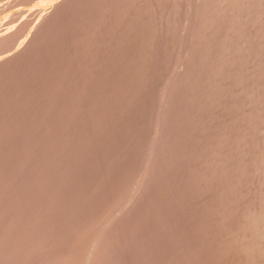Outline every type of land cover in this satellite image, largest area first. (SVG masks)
<instances>
[{
    "label": "rangeland",
    "instance_id": "obj_1",
    "mask_svg": "<svg viewBox=\"0 0 264 264\" xmlns=\"http://www.w3.org/2000/svg\"><path fill=\"white\" fill-rule=\"evenodd\" d=\"M66 1L0 0V264H264V0Z\"/></svg>",
    "mask_w": 264,
    "mask_h": 264
},
{
    "label": "bare ground",
    "instance_id": "obj_2",
    "mask_svg": "<svg viewBox=\"0 0 264 264\" xmlns=\"http://www.w3.org/2000/svg\"><path fill=\"white\" fill-rule=\"evenodd\" d=\"M2 1H3V0H2ZM18 1H19V0H17V2H18ZM52 1H53V0H52ZM58 1H59V0H58ZM62 1H64V3H68V2H69V1H68V2L66 1V2H65V0H62ZM71 1H72V0H71ZM75 1H77V0H75ZM84 1H85V0H84ZM184 1H185V0H184ZM184 1L181 2V0H180V2H181V6H182V5L184 6V4L186 3V2H184ZM188 1H189V2H188ZM188 1H187V2L190 4V0H188ZM10 2H11V1H10ZM13 2H14V0H13ZM20 2H22V0H20ZM20 2H19V3H20ZM23 2L25 3V1H23ZM23 2H22V4H23ZM33 2H34V1H33ZM50 2H51V1H50ZM56 2H57V1H56ZM56 2H55V3H56ZM77 2H78V1H77ZM77 2H76V3H75V2H71V3L69 2V3H70V4L74 3L75 5L80 3V2H79V3H77ZM92 2H93V1H92ZM121 2H122V1H121ZM129 2H130V1H129ZM164 2H165V1H164ZM180 2H179V3H180ZM26 3H27V2H26ZM39 3H40V2H39ZM52 3H53V2H51V4H52ZM59 3H60V2H59ZM82 3H84V2H82ZM82 3L79 4V6L82 5ZM97 3H98V2H97ZM161 3H162V2H161ZM167 3H168V2H167ZM183 3H184V4H183ZM188 3H187V4H188ZM191 3L193 4V1H191ZM10 4H11V3H9V6H10ZM27 4H29V3H27ZM27 4H26V5H27ZM56 4H57V3H56ZM56 4H55V5H56ZM70 4H68V5H70ZM85 4H86V3H85ZM189 4H188V5H189ZM192 4L189 5V8H188V9H187L188 6L185 5V6H186V9L189 10L190 8H192V7H190V6H193ZM5 5H6V4H4V6H5ZM29 5H30V4H29ZM61 5H63V2H62ZM68 5H67V7H68ZM72 5H73V4H72ZM111 5H112V4H111ZM126 5H127V4H126ZM126 5H125V6H126ZM165 5H166V4H165ZM178 5H179V4H178ZM195 5H196V4H195ZM0 6H1V5H0ZM4 6H2V7H4ZM14 6H15V5H14ZM17 6H18V5H17ZM23 6H24V5H23ZM70 6H71V5H70ZM70 6H69V7H70ZM116 6H117V5H116ZM151 6H152V5H151ZM163 6H164V5H163ZM183 6H182V9H184V10H182V11L185 12L186 9H185V7L183 8ZM197 6H198V5H197ZM18 7H19V6H18ZM18 7H16V9H17ZM27 7H28V6H27ZM27 7L24 9V11L27 9ZM47 7H48V6H47ZM53 7H55V6H53ZM53 7H52V8H53ZM57 7H58V4H57V6L55 7L56 11H58V12H57V13H58V14H57V18H58V15H59L60 12H59V10H57ZM96 7H97V6H96ZM101 7H102V6H101ZM113 7H114V6H113ZM119 7H120V6H119ZM154 7H155V6H154ZM164 7H165V6H164ZM166 7H167V6H166ZM6 8H7V7H6ZM8 8H9V7H8ZM13 8L15 9V7H13ZM23 8H24V7H23ZM23 8H21V9H23ZM34 8H35V7H34ZM45 8H46V7H45ZM50 8H51V7H50ZM59 8L61 9L60 6L58 7V9H59ZM62 8H63V7H62ZM74 8H77V6H74ZM91 8H92V7H91ZM97 8H98V7H97ZM114 8H115V7H114ZM117 8H118V6H117ZM142 8H143V7H142ZM156 8H157V7H156ZM170 8H171V7H170ZM178 8H179V7H178ZM40 9H41V8H40ZM55 9H53L54 12H55ZM65 9H66V8H65ZM98 9H99V8H98ZM122 9H123V8H122ZM2 10H3V9H2ZM2 10H1L0 12H2ZM6 10H7V9H5V12H6ZM8 10H9V9H8ZM30 10H31V9H30ZM35 10H38V9H35ZM35 10H34V11H35ZM61 10H62V9H61ZM69 10H70V9H69ZM69 10H67L68 13H69ZM125 10H126V9H125ZM130 10H131V9H130ZM14 11H15V10H14ZM21 11H22V10H20V12H21ZM24 11H22V12H24ZM43 11H44V10H42L41 13H42V16L44 17L45 15H44V12H43ZM63 11H64V14L67 15L66 17H68L67 11H66V13H65L64 8H63ZM96 11H97V10H96ZM146 11H147V10H146ZM165 11H166V10H165ZM5 12H4V13H5ZM16 12H19V11H15V15H16ZM37 12H38V11H37ZM51 12H52V11H51ZM54 12H52V13H53V17L56 15V13H55V15H54ZM70 12H71V11H70ZM178 12H179V11H178ZM186 12H187V11H186ZM4 13H2V14H3L2 16H4ZM25 13H26V12H25ZM52 13H51V14H52ZM62 13H63V12H62ZM127 13H128V12H127ZM7 14H9V12H8ZM51 14H49V16H50V21L53 22V23H55V25H56V26H59V28H60V25H58L57 22H54V19H53V21L51 20V19L53 18V17H51ZM60 14H61V13H60ZM119 14H120V13H119ZM131 14H132V13H131ZM0 15H1V14H0ZM15 15H14V16L12 15L13 18L15 17ZM22 15H23V13H22ZM26 15H27V14H26ZM37 15H38V14H37ZM65 15H64V16L59 15V16H60V17H65ZM103 15H104V14H103ZM129 15H130V14H129ZM132 15H133V14H132ZM132 15H131V16H132ZM152 15H153V14H152ZM164 15H165V14H164ZM190 15H191V14H190ZM6 16H7V15H6ZM10 16H11V15H10ZM17 16H18V15H17ZM23 16H24V15H23ZM23 16H22V17H23ZM29 16H30V13H29ZM29 16H26V17H29ZM35 16H36V14H35ZM42 16H41V17H42ZM46 16H48V15H46ZM70 16H71V15H70ZM168 16H169V15H168ZM172 16H173V15H172ZM188 16H189V15H188ZM18 17H19V16H18ZM22 17H21V19H22ZM31 17H32V16H31ZM37 17H40V15L37 16ZM37 17H36V18H37ZM43 17H42V18H43ZM66 17H65V18H66ZM128 17H129V16H128ZM137 17H138V16H137ZM169 17H170V16H169ZM184 17L186 18L187 16L185 15ZM6 18H7V17H6ZM13 18H12V21H13ZM54 18H56V16H55ZM57 18H56V20H57ZM109 18H110V17H109ZM135 18H136V17H135ZM163 18H165V17H162V20H163ZM171 18H172V17H171ZM175 18H176V17H175ZM179 18H180V17H179ZM179 18H178V19H179ZM2 19H3V18H2ZM9 19H11V18H9ZM15 19H16V18H15ZM19 19H20V17H19ZM21 19H20V20H21ZM25 19H27V18H24L25 23H30V22L33 21V20L30 21L31 19L29 20V18H28V19H27L28 22H26ZM34 19H35V18H34ZM44 19H45V18H44ZM48 19H49V17H48ZM60 19H61V18H60ZM63 19H64V18H63ZM63 19H61L60 21H62ZM160 19H161V18H160ZM160 19H159V21H161ZM3 20H4V19H3ZM37 20H38V19H37ZM37 20H35V22H36ZM41 20H42V19H41ZM56 20H55V21H56ZM93 20H94V19H93ZM155 20H156V19H155ZM168 20H169V19H168ZM181 20H182V19H181ZM183 20H184V19H183ZM10 21H11V20H10ZM24 21L22 20L23 23H24ZM43 21H44V20H43ZM43 21H42V22H43ZM45 21H46V20H45ZM45 21H44V22H45ZM50 21H49V22H50ZM58 21H59V20H58ZM60 21H59V22H60ZM77 21H78V20H77ZM135 21H136V20H135ZM165 21H166V20L164 19V21H163V22H160V23H161L162 25H164L163 23H165ZM185 21H186V20H185ZM185 21H184V22H185ZM187 21H188V18H187ZM187 21H186L185 24L183 23V27L187 24ZM0 22L2 23V21H0ZM3 22H5V21H3ZM7 22H8V21H7ZM18 22H19V21H18ZM18 22H15V24L18 23ZM33 22H34V21H33ZM38 22H39V21H38ZM51 22H50V23H51ZM59 22H58V23H59ZM64 22H65V21H64ZM95 22H96V21H95ZM112 22H113V21H112ZM167 22H168V21H167ZM1 23H0V24H1ZM8 23H10V22H8ZM12 23H13V22H12ZM12 23H11V24H12ZM50 23H48V25L51 26ZM105 23H106V21H105ZM139 23H140V22H139ZM154 23H155V21H154ZM160 23H158V24H160ZM13 24H14V23H13ZM15 24H14V25H15ZM30 24H32V23H30ZM33 24H34V23H33ZM38 24L40 25V24H41V21H40V23H38ZM38 24H36V25H38ZM97 24H98V23H97ZM146 24H147V23H146ZM3 25L5 26L6 24H3ZM9 25H10V24H8V27H9ZM19 25H20V24L18 23V25H16V27L19 26ZM26 25L28 26V24H26ZM36 25H35V26H36ZM48 25H47V23H46V25H44V26H47V29L49 30V28H51V27L49 26V28H48ZM55 25L52 24V27L55 26ZM65 25H66V24H65ZM103 25H104V24H103ZM134 25H136V24H134ZM162 25H161V26H162ZM178 25H179V24H178ZM0 26H1V25H0ZM11 26H12V25H11ZM21 26L23 27V24H22V23H21ZM31 26H32V25H31ZM40 26H42V25H40ZM44 26L41 27V28L44 29V28H45ZM147 26H148V25H147ZM154 26H155V25H154ZM173 26H174V25H173ZM6 27H7V26H6ZM8 27H7V31H3V33L0 34V50H1V51H0V62L5 61V60H7L8 58H9V59L11 58V56L9 57V55H6V54L9 53L8 51L10 50V48H8L7 50H3V49L5 48V47H3V46H6V45L8 44V43H6V42H8V41H7V40H8L7 38H8V35H10L9 33H7V32H9V31H8V29H9ZM13 27H14V26H12L11 29H12ZM16 27H15V29H16ZM19 27H20V26H19ZM24 27H26V26H24ZM24 27H23V28H24ZM29 27H30V26H29ZM36 27H38V26H36ZM62 27H63L62 29L64 30L65 26H62ZM131 27H132V26H131ZM152 27H153V26H152ZM186 27H188V25H186L185 28H183V30H184V29L186 30ZM192 27H193V26H192ZM2 28H3V27H2ZM2 28H1V29H2ZM23 28H22V29H23ZM55 28H56V27H55ZM55 28H53L52 30H56L58 27H57L56 29H55ZM69 28H70V27H69ZM154 28H155V27H154ZM162 28H163V27H162ZM11 29H10V30H11ZM15 29H14V31H15ZM17 29L19 30L18 27H17ZM39 29H40V27H39ZM43 29H42L41 31H43ZM45 29H46V28H45ZM116 29H117V28H116ZM132 29H133V28H132ZM156 29H157V28H156ZM3 30H5V29H3ZM23 30L25 31V29H23ZM27 30H28V29H27ZM27 30H26V32H27ZM65 30H66V28H65ZM65 30H64V31H65ZM95 30H96V29H95ZM105 30H106V29H105ZM157 30H158V29H157ZM1 31H2V30H1ZM1 31H0V32H1ZM21 31H22V30H21ZM33 31H35V30H33ZM37 31H38V30H37ZM85 31H86V30H85ZM103 31H104V30H103ZM135 31H136V30H135ZM10 32H11V31H10ZM16 32H17V31H16ZM22 32H23V31H22ZM29 32H30V31H29ZM35 32H36V31H35ZM38 32H39V31H38ZM44 32H47V30H44ZM49 32H50V31H49ZM53 32H59V30H58V31H53ZM100 32H101V31H100ZM130 32H131V31H130ZM136 32H137V31H136ZM141 32H142V31H141ZM187 32H188V31H187ZM11 33L14 35V38H15V39H13V37H12V38L9 37V39L11 38V40H13V41L16 42V37H15V34H16V33H15V34H14L13 32H11ZM17 33H18V32H17ZM24 33H25V32H24ZM31 33H32V32H31ZM98 33H99V32H98ZM126 33H127V32H126ZM156 33H157V32H156ZM182 33H183V32H182ZM18 34H19V33H18ZM21 34H23V33H21ZM21 34H19V35H21ZM28 34H29V33H28ZM32 34H33V33H32ZM37 34H38V33H37ZM37 34H36V35L34 34V35H35L36 37L38 36L37 38H39L40 33H39L38 35H37ZM62 34H63V33H62ZM73 34H74V33H73ZM140 35H141V34H140ZM146 35H147V34H146ZM160 35H161V34H160ZM185 35H186V34H185ZM6 36H7V38H6ZM10 36H11V35H10ZM35 36H34V37H35ZM41 36H42V34H41ZM41 36H40V37H41ZM77 36H78V35H77ZM97 36H99V35H97ZM144 36H145V35H144ZM147 36H148V35H147ZM19 37H20V36H19ZM19 37H17V38H19ZM22 37H23V36H21V38H22ZM26 37H28V36L26 35ZM26 37H25V38L23 37V38L26 39ZM32 37H33V36H32ZM32 37H30L31 40H32ZM136 37H137V35H136ZM5 38L7 39L6 41H5ZM37 38H35V39H37ZM51 38H52V37H51ZM66 38H67V37H66ZM134 38H135V37H134ZM161 38H162V37H161ZM3 39H4V40H3ZM24 39H23V41H24ZM56 39H57V38H56ZM137 39H138V38H137ZM148 39L151 41L152 38L150 39V38L148 37ZM163 39H164V38H163ZM19 40H20V38H19ZM33 40H34V39H33ZM33 40H32V41H33ZM37 40L39 41V39H37ZM37 40H36V42H38ZM48 40H49V39H48ZM141 40H142V39H141ZM144 40H145V39H144ZM144 40H142V41H144ZM155 40H156V39H155ZM181 40H182V39H181ZM3 41H4V42H3ZM20 41H21V40H20ZM51 41H52V40H51ZM133 41H134V40H133ZM145 41H146V40H145ZM145 41H144V42H145ZM150 41H149V42H150ZM179 41H180V40H179ZM10 42H12V41H10ZM29 42H30V40H29ZM33 42H35V41H33ZM103 42H104V41H103ZM126 42H127V41H126ZM156 42H157V41H156ZM181 42H183V41H181ZM18 43H19V42H17V44H18ZM20 43H21V42H20ZM26 43H28V42H25L24 44H26ZM43 43H44V42H43ZM80 43H81V42H80ZM88 43H89V42H88ZM157 43H159V42H157ZM183 43H184V42H183ZM5 44H6V45H5ZM12 44H13V43H11V45H12ZM14 44H15V43H14ZM17 44H16V45H17ZM28 44L31 45L30 43H28ZM127 44H128V43H127ZM134 44H135V43H134ZM147 44H148V43H147ZM149 44H150V43H149ZM29 45H28V46H29ZM38 45H39V44H38ZM45 45H46V44H45ZM62 45H63V44H62ZM93 45H94V44H93ZM184 45H185V43H184ZM9 46H10V44H9ZM14 46H15V45H14ZM17 46L19 47V44H18ZM28 46H27V49L30 50V48H28ZM53 46H54V45H53ZM53 46H52V47H53ZM82 46H83V44H82ZM84 46H85V45H84ZM2 47H3V49H1ZM6 47H7V46H6ZM29 47H30V46H29ZM31 47H32V46H31ZM35 47H36V45H35ZM44 47H45V46H44ZM44 47H43V48H44ZM47 47H48V45H47ZM65 47H66V45H65ZM68 47H69V46H68ZM70 47H71V46H70ZM91 47H92V46H91ZM121 47H122V46H121ZM127 47H128V46H127ZM15 48H16V47H15ZM36 48H37V47H36ZM73 48H74V47H73ZM73 48H72V49H73ZM75 48H76V46H75ZM178 48H179V47H178ZM17 49H18V48H17ZM32 49H35V48H32ZM80 49H81V48H80ZM122 49H123V47H122ZM122 49H121V50H122ZM2 50H3V51H2ZM14 50H15V49H14ZM14 50H13V52H12L13 55L19 53V52H17V50H16V53H14ZM20 50H21V49H20ZM28 50L25 51V52L29 53ZM44 50H45V49H44ZM70 50H71V49H70ZM123 50H124V49H123ZM127 50H128V48H127ZM127 50H124V53H125V51H127ZM141 50H142V49H141ZM141 50H140V51H141ZM143 50H144V49H143ZM145 50H146V49H145ZM181 50H182V49H181ZM18 51H19V50H18ZM30 51H31V50H30ZM80 51H81V50H80ZM91 51H92V49H91ZM6 52H7V53H6ZM31 52H32V51H31ZM31 52H30V53H31ZM42 52H43V51H42ZM47 52H48V51H47ZM69 52H70V51H69ZM177 52H178V51H177ZM5 53H6V54H5ZM23 53H24V52H23ZM45 53H46V52H45ZM50 53H51V52H50ZM58 53H60V52H58ZM87 53H88V52H87ZM128 53H129V52H128ZM141 53H142V52H141ZM9 54H10V53H9ZM53 54H54V53H53ZM73 54H74V53H73ZM75 54H76V53H75ZM75 54H74V55H75ZM83 54H84V53H83ZM89 54H90V53H89ZM99 54H100V53H99ZM126 54H127V53H126ZM13 55H12V56H13ZM18 55H20V53H19ZM18 55H16V56H18ZM30 55H31V54H30ZM36 55H37V54H36ZM44 55H45V54H44ZM76 55H78V54H76ZM97 55H98V54H97ZM100 55H101V54H100ZM122 55H123V53H122ZM122 55H121V56H122ZM130 55H131V53H130ZM130 55H128V56H130ZM145 55H146V54H145ZM45 56H47V55H45ZM50 56H51V55H50ZM55 56H56V54H55ZM107 56H108V55H107ZM121 56H120V57H121ZM177 56H178V55H177ZM14 57H15V56H14ZM14 57L12 58L13 60H14ZM47 57L50 58L49 56H47ZM70 57H71V56H70ZM99 57H100V56H99ZM124 57H126V56L124 55ZM124 57H123V59H125ZM181 57H182V56H181ZM17 58H18V57H17ZM64 58H65V57H64ZM67 58H68V57H67ZM82 58H83V57H82ZM100 58H102V57H100ZM121 58H122V57H121ZM178 58H179V56H178ZM12 59H10V60H12ZM15 59H16V58H15ZM19 59H20V58H19ZM30 59H31V58H30ZM40 59H41V58H40ZM52 59H53V57H52ZM84 59H85V58H84ZM84 59H83V60H84ZM103 59H104V57H103ZM119 59H120V58H119ZM126 59H127V57H126ZM180 59H181V58H180ZM1 60H2V61H1ZM13 60H12V61H13ZM16 60H18V59H16ZM16 60H15V62H17ZM72 60H73V59H72ZM72 60H71V61H72ZM97 60H98V59H97ZM129 60H131V59H128V61H129ZM61 61H62V60H61ZM61 61H59V62H61ZM73 61H76V60H73ZM7 62H8V61H7ZM7 62H6V63H7ZM18 62H19V61H18ZM175 62H176V60H175ZM180 62H181V61H180ZM4 63H5V62H4ZM4 63L2 62L1 64L4 66V65H5ZM8 63H9V62H8ZM41 63H42V62H41ZM41 63H40V64H41ZM62 63H63V61H62ZM79 63H80V62H79ZM89 63H90V62H89ZM95 63H96V62H95ZM125 63H126V62H125ZM127 63H128V62H127ZM17 64H18V63H17ZM32 64H33V63H32ZM46 64H47V63H46ZM51 64H52V63H51ZM66 64H67V63H66ZM68 64H70V63H68ZM71 64H72V63H71ZM84 64H85V63H84ZM91 64H92V63H91ZM96 64H97V63H96ZM180 64H181V63H180ZM48 65H49V64H48ZM79 65H80V64H79ZM79 65H78V66H79ZM176 65H177V64H176ZM3 66H2V67H3ZM13 66H14V65H13ZM17 66H18V65H17ZM36 66H37V65H36ZM40 66H41V65H40ZM49 66H50V65H49ZM105 66H106V65H105ZM21 67H22V66H21ZM42 67H43V66H42ZM57 67H58V66H57ZM63 67H64V66H63ZM74 67H75V66H74ZM76 67H77V66H76ZM87 67H88V66H87ZM89 67H90V66H89ZM99 67H100V66H99ZM99 67H98V68H99ZM125 67H126V66H125ZM125 67H124V68H125ZM127 67H128V66H127ZM129 67H130V64H129ZM0 68H1V67H0ZM48 68H49V67H48ZM54 68H55V67H54ZM82 68H83V67H82ZM102 68H103V67H102ZM175 68H176V67H175ZM22 69H23V68H22ZM34 69H36V68H34ZM37 69H39V68L37 67ZM90 69H91V68H90ZM99 69H101V68H99ZM104 69H105V67H104ZM125 69H126V68H125ZM20 70H21V69H20ZM20 70H19V71H20ZM44 70H45V69H44ZM60 70H61V69H60ZM66 70H67V69H66ZM78 70H79V69H78ZM84 70H85V69H84ZM88 70H89V69H88ZM127 70H128V69H127ZM173 70H174V69H173ZM34 71H35V70H34ZM52 71H54V70H52ZM69 71H70V70H69ZM86 71H87V70H86ZM174 71H175V70H174ZM0 72H1V71H0ZM16 72H17V71H16ZM48 72H49V71H48ZM74 72H75V71H74ZM104 72H105V71H104ZM107 72H108V71H107ZM14 73H15V72H14ZM18 73H19V72H18ZM49 73H50V72H49ZM78 73H79V72H78ZM83 73H84V72H83ZM86 73H87V72H86ZM91 73H92V72H91ZM95 73H96V72H95ZM172 73H173V72H172ZM172 73H171V74H172ZM28 74H29V72H28ZM37 74H38V71H37ZM40 74H41V73H40ZM173 74H174V73H173ZM177 74H178V73H177ZM18 75H19V74H18ZM38 75H39V74H38ZM53 75H54V74H53ZM57 75H58V74H57ZM71 75H72V74H71ZM75 75H76V74H75ZM75 75H74V76H75ZM86 75H87V74H86ZM89 75H90V74H89ZM89 75H87V76H89ZM16 76H17V75H16ZM36 76H37V75H36ZM72 76H73V75H72ZM97 76H98V75H97ZM99 76H100V75H99ZM101 76H102V75H101ZM7 77H8V76H7ZM46 77H47V76H46ZM59 77H60V76H59ZM67 77H68V76H67ZM93 77H94V76H93ZM1 78H2V77H1ZM48 78H49V77H48ZM56 78H58V77H56ZM75 78H76V77H75ZM94 78H95V77H94ZM2 79H3V78H2ZM17 79H18V78H17ZM52 79H53V78H52ZM79 79H80V78H79ZM84 79H85V78H84ZM88 79H89V78H88ZM92 79H93V78H92ZM11 80H12V79H11ZM13 80H14V79H13ZM46 80H47V78H46ZM49 80H50V79H49ZM74 80H75V79H74ZM85 80H86V79H85ZM36 81H37V80H36ZM89 81H90V80H89ZM95 81H97V80H95ZM95 81H93V82H95ZM100 81H101V80H100ZM0 82H1V81H0ZM9 82H10V81H9ZM42 82H43V81H42ZM52 82H53V81H52ZM98 82H99V81H97L96 83H98ZM101 82H102V81H101ZM169 82H170V79H169ZM7 83H8V82H7ZM19 83H20V82H19ZM34 83H35V82H34ZM47 83H48V82H47ZM79 83H80V81H79ZM87 83H88V82H87ZM38 84H39V83H38ZM55 84H56V82H55ZM69 84H70V83H69ZM75 84H76V83H75ZM90 84H91V83H90ZM93 84H94V83H93ZM53 85H54V84H53ZM72 85H73V84H72ZM72 85H71V86H72ZM79 85H80V84H79ZM91 85H92V84H91ZM97 85H98V84H97ZM9 86H10V85H9ZM36 86H37V85H36ZM43 86H44V85H43ZM73 86H74V85H73ZM166 86H169L168 83H167ZM170 86H171V85H170ZM5 87H6V86H5ZM11 87H12V86H11ZM32 87H33V86H32ZM47 87H48V86H47ZM51 87H52V86H51ZM85 87H86V86H85ZM91 87H92V86H91ZM12 88H14V87H12ZM45 88H46V87H45ZM56 88H57V87H56ZM61 88H64V87H61ZM72 88H74V87H72ZM75 88H76V87H75ZM89 88H90V87H89ZM33 89H34V88H33ZM83 89H84V88H83ZM96 89H97V88H96ZM163 89H164V88H163ZM2 90H3V89H2ZM22 90H23V89H22ZM47 90H48V89H47ZM50 90H51V89H50ZM61 90H62V89H61ZM63 90H64V89H63ZM89 90H90V89H89ZM99 90H100V89H99ZM168 90H169V89H168ZM20 91H21V90H20ZM48 91H49V90H48ZM64 91H65V90H64ZM66 91H67V90H66ZM72 91H73V90H72ZM40 92H41V91H40ZM58 92H60V91H58ZM70 92H71V91H70ZM76 92H77V91H76ZM89 92H90V91H89ZM92 92H93V90H92ZM96 92H97V90H96ZM161 92H162V91H161ZM163 92H164V90H163ZM30 93H31V91H30ZM32 93L34 94V92H32ZM52 93H53V92H52ZM68 93H69V92H68ZM83 93H85V92H83ZM18 94H19V93H18ZM35 94H36V93H35ZM49 94H50V92H49ZM75 94H76V93H75ZM19 95H20V94H19ZM28 95H29V97H30V94H28ZM38 95H39V94H38ZM50 95H51V94H50ZM52 95H53V94H52ZM52 95H51V96H52ZM61 95H62V94H61ZM92 95H94V94H92ZM95 95H96V93H95ZM95 95H94V96H95ZM164 95H165V94H164ZM51 96H50V97H51ZM88 96H89V95H88ZM158 96H159V95H158ZM26 97H27V96H26ZM26 97H25V98H26ZM29 97H28V98H29ZM43 97H44V96H43ZM45 97H46V96H45ZM53 97H54V96H53ZM59 97H60V96H59ZM61 97H62V96H61ZM77 97H78V96H77ZM95 97H96V96H95ZM95 97H94V98H95ZM163 97H164V96L162 95V99H163ZM166 97H167V96H166ZM166 97H165V98H166ZM13 98H14V97H13ZM35 98H36V97H35ZM48 98H49V97H48ZM51 98H52V97H51ZM62 98H63V97H62ZM65 98H66V97H65ZM73 98H74V97H73ZM89 98H90V97H89ZM165 98H164V99H165ZM30 99H31V98H30ZM37 99H38V97H37ZM42 99H43V98H42ZM46 99H47V97H46ZM75 99H76V98H75ZM77 99H78V98H77ZM87 99H88V97H87ZM96 99H97V98H96ZM96 99H94V100H96ZM164 99L161 100V101L163 102ZM17 100H18V99H17ZM23 100H24V99H23ZM40 100H41V99H40ZM44 100H45V99H44ZM47 100H48V99H47ZM52 100H53V99H52ZM82 100H83V99H82ZM89 100H90V99H89ZM156 100H157V99H156ZM166 100H167V98H166ZM25 101H26V100H25ZM27 101H28V99H27ZM41 101H42V100H41ZM55 101H56V100H55ZM58 101H59V100H58ZM64 101H65V100H64ZM69 101H71V100H69ZM75 101H76V100H75ZM80 101H81V100H80ZM161 101H160V102H161ZM167 101H168V100H167ZM19 102H20V101H19ZM23 102H24V101H23ZM33 102H34V101H33ZM78 102H79V100H78ZM86 102H87V101H86ZM86 102H85V103H86ZM20 103H21V102H20ZM30 103H31V102H30ZM48 103H49V102H48ZM60 103H61V102H60ZM63 103H64V102H63ZM75 103H76V102H75ZM87 103H88V102H87ZM90 103H91V102H90ZM6 104H7V103H6ZM26 104H27V102H26ZM28 104H29V103H28ZM46 104H47V103H46ZM73 104H74V103H73ZM88 104H89V103H88ZM88 104H86V105H88ZM160 104H161V103H160ZM167 104H168V103H167ZM17 105H18V104H17ZM31 105H32V104H31ZM34 105H35V104H34ZM41 105H42V104H41ZM41 105H40V106H41ZM162 105H163V104H162ZM9 106H10V104H9ZM25 106H26V105H25ZM29 106H30V105H29ZM40 106H39V107H40ZM54 106H55V105H54ZM159 106H160V105H159ZM165 106H166V105H165ZM22 107H23V106H22ZM35 107H36V106H35ZM50 107H51V106H50ZM56 107H57V106H56ZM58 107H60V106H58ZM156 107H157V106H156ZM1 108H2V107H0V109H1ZM17 108H18V107H17ZM33 108H34V107H33ZM54 108H55V107H54ZM54 108H53V110H54ZM62 108H63V107H62ZM28 109H29V107H28ZM31 109H32V108H31ZM49 109H50V108H49ZM74 109H75V108H74ZM76 109H77V108H76ZM85 109H86V108H85ZM36 110H37V107H36ZM36 110H35V113L38 112V111H36ZM57 110H58V109H57ZM62 110H63V109H62ZM82 110H83V108H82ZM159 110H160V107H159ZM161 110H162V108H161ZM0 111H2V110H0ZM60 111H61V110H60ZM74 111H76V110H74ZM162 111H163V110H162ZM29 112H30V110H29ZM39 112H40V111H39ZM41 112H42V111H41ZM57 112H58V111H57ZM70 112H71V111H70ZM21 113L23 114V112H21ZM58 113H59V112H58ZM73 113H75V112H73ZM29 114H30V113H29ZM31 114H32V113H31ZM53 114H54V113H53ZM2 115H4V114H2ZM11 115H13V117H14V114H11ZM16 115H17V114H16ZM33 115H34V114H33ZM33 115H32V116H33ZM37 115H39V114L37 113ZM54 115H55V114H54ZM69 115H70V114H69ZM78 115H79V114H78ZM155 115H156V114H155ZM157 115H158V114H157ZM160 115H162V114H161V111H160ZM27 116H28V115H27ZM42 116H43V113H42ZM44 116H45V115H44ZM76 116H77V115H76ZM16 117H17V116H15V118H16ZM35 117H36V116H35ZM52 117H53V116H52ZM69 117H70V116H69ZM155 117H156V116H155ZM15 118H14V120H15ZM17 118H18V117H17ZM17 118H16V119H17ZM26 118H27V117H26ZM38 118H39V116H38ZM40 118H41V117H40ZM66 118H67V117H66ZM160 118H161V117H160ZM42 119H44V118H42ZM42 119H40V121H41ZM45 119H46V116H45ZM49 119H50V118H49ZM53 119H54V118H53ZM61 119H62V118H61ZM64 119H65V118H63V120H64ZM68 119H69V118H68ZM72 119H73V118H72ZM24 120H25V119H24ZM37 120H38V119H37ZM58 120H59V119H58ZM70 120H71V119H70ZM154 120H155V119H154ZM159 120H160V119H159ZM29 121H30V119H29ZM48 121H49V120H48ZM52 121H53V120H52ZM60 121H61V120H60ZM73 121H74V120H73ZM10 122H11V120H10ZM31 122H32V121H31ZM37 122H39V121H37ZM37 122H36V123H37ZM67 122H68V121H67ZM157 122H158V121H157ZM160 122H161V120H160ZM26 123H27V122H26ZM32 123H33V122H32ZM43 123H44V122H43ZM43 123H41L40 125H42ZM61 123H62V121H61ZM153 123H154V122H153ZM158 123H159V122H158ZM6 124H7V123H6ZM12 124H13V123H12ZM20 124H21V123H20ZM27 124H28V123H27ZM29 124H30V122H29ZM65 124H66V123H65ZM68 125H69V124H68ZM68 125H67V126H68ZM162 125H163V124H162ZM0 126H1V125H0ZM30 126L32 127V125H30ZM52 126H53V125H52ZM56 126H57V125H56ZM158 126H159V125H158ZM160 126H161V125H160ZM160 126H159V127H160ZM12 127H14V126H12ZM18 127H19V126H18ZM23 127H24V126H23ZM23 127H22V128H23ZM48 127H49V126H48ZM69 127H70V125H69ZM156 127H157V126H155V128H156ZM159 127H157L158 130H161V129H159ZM15 128H16V127H15ZM27 128H28V127H27ZM40 128H41V127H40ZM59 128H60V127H59ZM153 128H154V127H153ZM155 128H154V130H157V129H155ZM11 129H12V128H11ZM16 129H18V128H16ZM23 129H24V128H23ZM28 129H31V128H28ZM28 129H27V130H28ZM34 129H35V128H34ZM43 129H44V128H43ZM63 129H64V128H63ZM63 129H62V130H63ZM27 130H25L26 133H27ZM38 130H39V128H38ZM44 130H45V129H44ZM65 130H66V129H65ZM67 130H68V128H67ZM19 131H20V128H19ZM12 132H13V131H12ZM21 132H22V131H21ZM29 132H30V131H29ZM38 132H39V131H38ZM153 132H154V131H153ZM153 132H152V134L158 136V134H156V132H154V133H153ZM160 132H161V131H160ZM16 133H17V131H16ZM54 133H55V132H54ZM60 133H61V132H60ZM158 133H159V132H158ZM161 133H162V132H161ZM18 134H19V133H18ZM50 134H51V133H50ZM50 134H49L48 136H50ZM159 134H160V133H159ZM21 135H22V134H21ZM28 135H29V134H28ZM28 135H26V136H28ZM33 135H34V134H33ZM52 135H53V134H52ZM58 135H59V134H58ZM61 135H63V134H61ZM161 135H162V134H161ZM161 135H160V136H161ZM36 136H37V135H36ZM15 137H16V136H15ZM19 137H20V136H19ZM19 137H17L15 141H17V139H19ZM22 137H23V136H22ZM28 137H29V136H28ZM28 137H27V138H28ZM53 137H54V136H53ZM53 137H52V138H53ZM34 138H35V137H34ZM151 138H152V136H151ZM151 138H150V139H151ZM153 138L156 139L155 136H153ZM160 138H161V137H160ZM20 139H21V138H20ZM24 140H25V139H24ZM24 140H22V141H24ZM29 140H30V138H29ZM40 140H41V139H40ZM45 140H46V139H45ZM151 140H152V139H151ZM151 140H150V141H151ZM20 141H21V140H20ZM151 142H152V141H151ZM151 142H150V143H151ZM154 142H155V141H154ZM154 142H153V143H154ZM0 143H1V142H0ZM13 143H14V141H13ZM18 143H19V141H18ZM162 143H163V142H162ZM19 144H20V143H19ZM156 144H157V143H156ZM158 144H159V142H158ZM161 145H162V144H161ZM0 146H1V144H0ZM149 146H150V144H149ZM1 147H2V146H1ZM151 147H152V146H151ZM156 147H158V145H157ZM10 149H11V148H10ZM149 149H150V148H149ZM151 149H152V148H151ZM153 150H154V149H153ZM155 150H156V149H155ZM3 151H4V149H3ZM8 151H9V150H8ZM150 151H152V150H150ZM153 152H154V151H153ZM153 152H151V153H153ZM156 152H157V151H156ZM5 153H6V150H5ZM0 154H1V151H0ZM143 154H144V153H143ZM149 155H150V153H149ZM145 156H146V155H145ZM147 156H148V153H147ZM156 156H157V155H156ZM148 157H149V156H148ZM149 158H150V157H149ZM150 159H151V158H150ZM146 160H147V158H146ZM142 161H144V159H143ZM146 162H147V161H146ZM154 162H155V161H154ZM142 163H143V162H142ZM144 164H146V163H144ZM144 164H143V165H144ZM149 164H150V163H149ZM147 165H148V164H147ZM141 166H142V165H141ZM149 166H150V165H149ZM143 168H144V167H143ZM143 168H142V169H143ZM140 169H141V168H140ZM144 169H145V168H144ZM149 170H150V169H149ZM138 171H139V170H138ZM138 171H137V172H138ZM140 172H142V171H140ZM148 173H149V172H148ZM151 173H152V172H151ZM139 174H140V173H139ZM144 174H145V173H144ZM146 174H147V173H146ZM148 175H150V173H149ZM141 176H142V175H141ZM144 176H146V175H143L142 179L144 178ZM149 177H150V176H149ZM136 178H137V177H136ZM146 178H147V177H146ZM139 179H140V178H139ZM142 179H141V181H140V182H141L140 184H142ZM134 180H135V179H134ZM145 180H146V179H145ZM135 181H136V180H135ZM143 182H144V181H143ZM135 186H136V187H135ZM135 186H134V189L136 190V188H139L141 185L138 186V185L136 184ZM137 186H138V187H137ZM132 187H133V186H132ZM141 187H142V186H141ZM141 187H140V190H141ZM144 187H145V185L143 186V188H144ZM130 188H131V187H130ZM134 189H133V190H134ZM140 190L137 189L136 191H140ZM136 191H133V192L136 193ZM132 194H133V193H132ZM134 195H135V194H134ZM139 195H140V194H139ZM132 196H133V195H132ZM132 196H129V198L132 197ZM135 197H136V196H135ZM135 197H134V198H135ZM142 197H143V196H141V198H142ZM2 198H3V197H2ZM124 198H125V197H124ZM132 199H133V197H132ZM132 199L130 198L129 200L131 201ZM127 200H128V199H127ZM127 200H126V201H127ZM10 201H11V200H10ZM123 201H124V200H123ZM130 201H127V202H125V203L128 205V202H130ZM7 202H8V201H7ZM13 202H14V201H13ZM2 203H3V202H2ZM11 203H12V202H11ZM123 203H124V202H123ZM125 203H124V204H125ZM132 203H133V202H132ZM126 204H125V206H127ZM130 204H131V203H130ZM5 206H6V205H5ZM5 206H4V207H5ZM120 206H122V204H121ZM125 206H124V207H125ZM131 206H132V205H131ZM116 207H117V206H116ZM124 207H123V208H124ZM11 208H12V205H11ZM118 208H119V207H118ZM123 208H122V209H123ZM127 208H128V206H127ZM9 209H10V208H9ZM115 210H116V208H115ZM115 210H114V211H115ZM120 210H121V209H120ZM1 211H2V210H0V213H1ZM118 212H119V210L117 211V213H118ZM121 212H122V210H121ZM128 212H129V211H128ZM119 213H120V212H119ZM106 214H107V213H106ZM109 214H110V213H109ZM112 215H113V214H112ZM112 215H111V218H112ZM1 216H2V215H1ZM113 216L116 217L115 215H113ZM114 217H113V218H114ZM107 218H108V217H107ZM113 218H112V219H113ZM112 219H109V218H108L107 220H106V219H105V220L108 221V223H109L110 221L112 222L113 220H115V219H113V220H112ZM120 219H121V218H120ZM109 220H110V221H109ZM116 220H117V218H116ZM5 223H6V222H5ZM103 224H104V223H103ZM105 224H107V223H105ZM105 224H104V225H105ZM108 226H109V225H108ZM100 227H101V226H100ZM103 227H104V226H103ZM105 227H106V226H105ZM105 227H104V228H105ZM104 228H103V229H104ZM106 229H107V228H106ZM104 230H105V229H104ZM2 231H3V230H2ZM4 231H5V230H4ZM9 234H10V233H9ZM5 235H6V234H5ZM100 235H101V234H100ZM106 235H107V234H106ZM6 236H8V235H6ZM8 237H9V236H8ZM96 237H98V236H96ZM3 238H4V237H3ZM89 239H90V238H89ZM94 240H95V238H94ZM94 240H92V242L89 241V242H90V243H89V246H90V244H91V246H92V245H95V244H92V243L95 242ZM96 241H98V239H96ZM95 243H97V242H95ZM97 245H98V244H96V246H97ZM87 246H88V245H87ZM89 246H88V247H89ZM91 246H90L89 248H91ZM92 248H93V246H92ZM92 248H91V250H93ZM89 250H90V249H89ZM86 252H87V251H86ZM88 252H90V251H88ZM88 252H87L86 255H88ZM83 253H84V252H83ZM91 253H92V252H90L89 254H91ZM86 255H85V256H86ZM88 256H89V255H88ZM89 257H90V256H89ZM90 258H91V257H90ZM93 258H94V257H93ZM81 259H82V258H81ZM85 259H88V257H85ZM85 259H84V260H85ZM86 261H87V260H86ZM82 262H84V261H82ZM88 262H89V261H88ZM86 263H87V262H86ZM83 264H85V262H84Z\"/></svg>",
    "mask_w": 264,
    "mask_h": 264
}]
</instances>
